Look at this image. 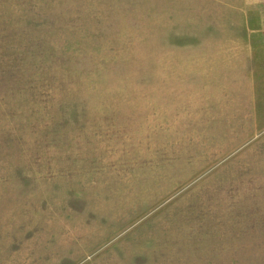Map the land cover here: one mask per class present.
Returning a JSON list of instances; mask_svg holds the SVG:
<instances>
[{"label":"rangeland","instance_id":"rangeland-1","mask_svg":"<svg viewBox=\"0 0 264 264\" xmlns=\"http://www.w3.org/2000/svg\"><path fill=\"white\" fill-rule=\"evenodd\" d=\"M0 264H264V0H0Z\"/></svg>","mask_w":264,"mask_h":264}]
</instances>
